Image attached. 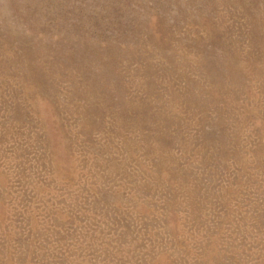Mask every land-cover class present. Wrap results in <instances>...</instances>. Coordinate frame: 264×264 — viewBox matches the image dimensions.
I'll return each instance as SVG.
<instances>
[{
  "label": "rangeland",
  "instance_id": "obj_1",
  "mask_svg": "<svg viewBox=\"0 0 264 264\" xmlns=\"http://www.w3.org/2000/svg\"><path fill=\"white\" fill-rule=\"evenodd\" d=\"M0 264H264V0H0Z\"/></svg>",
  "mask_w": 264,
  "mask_h": 264
}]
</instances>
